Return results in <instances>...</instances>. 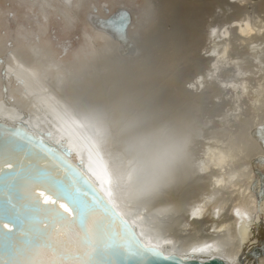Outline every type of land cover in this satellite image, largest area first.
<instances>
[{
  "label": "bare ground",
  "instance_id": "6f19581e",
  "mask_svg": "<svg viewBox=\"0 0 264 264\" xmlns=\"http://www.w3.org/2000/svg\"><path fill=\"white\" fill-rule=\"evenodd\" d=\"M90 2L27 0L41 13L58 9L66 22L74 5L91 8L85 16L86 46L73 69L51 58L49 48L30 43L25 52L14 47L0 57V116L25 119L83 162L145 241L166 251L264 264V139L255 132L264 122V0H143L140 19L133 13L129 27L136 45L126 54L119 51V39L90 19L102 15L101 8L107 16L111 8L105 11L102 3L94 10ZM208 11L214 18L205 22ZM192 59L195 64H186ZM132 69L148 71L146 78L168 73L163 79L174 85L176 93L169 94L175 99L189 94L191 105L227 102V109L204 122L213 120L214 131L201 126L195 133L188 114L181 109L164 116L167 99H159L149 109L164 107V117L156 111L158 118L152 115L142 126L131 117L134 88L115 84L113 77ZM183 78L187 82L180 87ZM111 83L116 87L109 88ZM246 97L254 110L250 117ZM23 110L30 114L22 116ZM127 125L135 130L130 147ZM142 139L151 145L137 146ZM196 205L204 206L199 217L191 215Z\"/></svg>",
  "mask_w": 264,
  "mask_h": 264
},
{
  "label": "water",
  "instance_id": "95a60500",
  "mask_svg": "<svg viewBox=\"0 0 264 264\" xmlns=\"http://www.w3.org/2000/svg\"><path fill=\"white\" fill-rule=\"evenodd\" d=\"M103 7L109 12L108 4ZM90 19L119 39L122 54L134 51L129 8ZM0 225V264H235L221 255L166 251L145 241L83 162L25 119L3 116Z\"/></svg>",
  "mask_w": 264,
  "mask_h": 264
},
{
  "label": "rangeland",
  "instance_id": "374dc122",
  "mask_svg": "<svg viewBox=\"0 0 264 264\" xmlns=\"http://www.w3.org/2000/svg\"><path fill=\"white\" fill-rule=\"evenodd\" d=\"M89 1L90 0H84V3H88ZM97 1L100 4L95 3ZM103 2L108 4L109 8H111L110 9L111 12L114 11L117 7L124 5L131 10L132 14L135 13L138 16V19H140L141 5H143V0H134L132 2H130L129 0H91L90 4H92V5L94 4L97 7H101V4ZM113 2L115 3V6L112 5ZM29 3H27V0H0V57L5 58L6 55H8V53H10L14 50V47L18 48L22 52H25V50L27 48L26 45L30 43L29 45L32 44V46L40 45L42 47L49 48L48 50L50 51V55H52L51 58L53 57V59H55L58 62H63L65 64H68L70 66V68L73 69L75 66V63H77V61L79 62V60L77 58L79 55H81V54H79V51L82 50L86 46L85 37H84L83 33H84V27H86L85 26V16H86V11L88 10L87 6L85 5L82 8H77V7H74L75 6L74 5L73 9L70 8L69 10H67L68 14H69V22H66L63 14L60 11H58V9H54L49 14L41 13L39 10V6L35 5V6L31 7ZM262 9H264V5H262ZM90 11H91V8H89L88 12H90ZM101 14L102 15L104 14L102 8H101ZM209 14H210V11H208V13L205 12L204 15H202L205 22L209 19L214 18V17H210L211 14L210 15ZM134 23H137L136 19H135ZM99 44H100V42H99ZM186 64H188V65L189 64H195V61L192 59L189 62H187ZM180 66H182V64H180ZM148 69H150V68H148ZM121 71H124V70H121ZM124 72L125 73L123 75L120 74V76L118 75L119 72H117L113 75V77H115V79H116L115 84H117L116 82L121 83L123 81L122 85H128V84L130 85L131 84L132 89L134 88V90H131V92H130L132 94V97H131V94H129L130 95L129 97H131V98L134 97L132 101L129 100V101H131V105H135V106H133V108L131 110V117L136 116L137 120H139L140 122L142 121L141 123L139 122L141 125L142 124L144 125L145 121L147 122V119L148 120H149V118L151 119L152 115L156 116L157 114H155V113H157V112L160 113L159 117H164V116H168V117L170 116L171 117L172 114L177 113L176 111L179 112V110L182 109L184 114H188L187 119L189 120L191 118L189 120V124H190V129H192V132H195V133L199 132L201 126L207 127V128L205 127V131L212 132L215 130V128L212 125V124H214V121L213 120L209 121L208 123H210V125L209 124L204 125V122L205 121L207 122L208 120L215 119V118L217 119V116L220 114V112H222V109L223 110L227 109V102H225V103L220 102L221 104H219L218 107L207 106L206 102H203V101H200L201 104L199 102H197V103L195 102L196 103L195 105H191V103H193L194 101L192 100L193 101L192 102L188 98L189 94H187L186 97H184L181 93H178V92H177L178 95L176 94V99H177V101H176V99L174 97L175 95H173L171 97L172 92H173V94L176 93V90H175V93L173 91L174 85H170L168 83L166 84L164 82L165 79H163V77H165L168 73L167 74L163 73V74H165V76L163 74H162V76L160 74H156L157 76L153 74L152 76L150 75L149 77L146 78L143 75H146L148 71L147 72L144 71L145 74L144 73L141 74L138 72L135 73L136 71L134 69H132L130 71L127 70ZM169 73H170V71H169ZM128 75H129V77H128ZM136 75L137 76H143L142 80H136V77H135ZM117 76H118V78H116ZM113 77H112V79H114ZM169 77H170V79H172L175 76L173 77V75H170ZM176 77H177V75H176ZM145 78L147 79L148 82H146ZM130 79H132V80L134 79V81L131 82L132 80L130 81ZM154 80H155V82H154ZM162 80H163V82H162ZM159 81H161V82H159ZM184 81H185V79L181 81L180 87L187 82V81L186 82H184ZM256 83H257L256 80H253L252 85H254V84L256 85ZM115 84L111 83L109 85V88H112ZM114 87H116V85ZM158 87L162 88V89H158ZM1 88H3V87L1 86ZM135 88H136V90H135ZM138 90H140L139 91L140 93L138 92ZM167 91H169V92H167ZM149 95H151V96H149ZM156 96H157V99L155 100ZM168 96H169V98L173 99V100L170 99V100H172V102H170V103H169L170 100H169ZM143 99H144V101H143ZM166 99H167V102H166L167 104H166L165 108L167 109L168 105H169V107L167 110L165 109V111H164L165 115L164 116L161 114V113H163L164 107H160V110L156 109L155 111H152L153 110L152 106L150 107L151 110L149 109V106L154 105L157 102V100H159L158 102H161V101L165 102ZM188 100L191 101L190 105H188L189 104ZM129 101H128V103H130ZM150 101H152V102H150ZM186 101H187V106H186ZM134 102L137 104H135ZM246 102L248 103V105ZM243 103H246V104H244L245 105L244 109L247 112V116L250 117V116L254 115V110L251 107V104L249 103L247 97L245 98V101L243 100ZM146 106H148L147 107L148 109L146 108ZM194 106H199L200 108L198 107V109L197 108L194 109V108H192ZM199 109H201V111ZM110 110L114 111L113 108H111ZM148 110H149V112H147ZM194 110H197V112L195 111L197 114L194 112ZM192 112H193V114H196L195 116L198 119L192 114ZM132 113H134V115ZM150 113H151V115H150ZM135 114H137V115H135ZM158 115H157V118H158ZM192 115L197 120L193 119ZM168 117H165V118H168ZM154 118H156V117H153V119ZM217 122L220 123L219 120ZM141 125H139V127H141ZM131 128L132 127L129 125L126 126V131L128 133V137H130L129 139H127L129 147L131 144V140H132L133 136L135 135L134 128L133 129H131ZM255 132H256V135L258 137H260L262 140L264 139V122L257 126ZM139 145L146 147V146H150L151 143H149L147 139H142L141 143L139 142L137 144V146H139ZM131 146H132V144H131ZM263 158H264V155L261 157V159H263ZM261 167H263V166H261Z\"/></svg>",
  "mask_w": 264,
  "mask_h": 264
},
{
  "label": "snow or ice",
  "instance_id": "6c2138e0",
  "mask_svg": "<svg viewBox=\"0 0 264 264\" xmlns=\"http://www.w3.org/2000/svg\"><path fill=\"white\" fill-rule=\"evenodd\" d=\"M203 211H204V206L203 205H196V206H194L192 208L191 215L193 217H199L202 214ZM236 214L239 216L240 215L239 211H237ZM2 225H0V226H2ZM209 247H210L209 245H206L204 248L199 249L198 251H206L207 248H209Z\"/></svg>",
  "mask_w": 264,
  "mask_h": 264
}]
</instances>
